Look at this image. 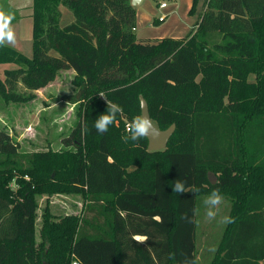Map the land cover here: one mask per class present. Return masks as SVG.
<instances>
[{
  "label": "trees",
  "instance_id": "trees-1",
  "mask_svg": "<svg viewBox=\"0 0 264 264\" xmlns=\"http://www.w3.org/2000/svg\"><path fill=\"white\" fill-rule=\"evenodd\" d=\"M136 13L131 0H33L32 57L0 45V65L19 66L0 75L4 102L73 70L61 100L78 114L59 150L22 152L0 129V264H199L196 215L215 189L233 222L207 264H264V0H206L180 39L139 40ZM141 96L158 129L175 125L165 150L122 139ZM105 100L123 111L100 134ZM57 195L83 208L57 216Z\"/></svg>",
  "mask_w": 264,
  "mask_h": 264
},
{
  "label": "rangeland",
  "instance_id": "rangeland-1",
  "mask_svg": "<svg viewBox=\"0 0 264 264\" xmlns=\"http://www.w3.org/2000/svg\"><path fill=\"white\" fill-rule=\"evenodd\" d=\"M9 4L8 1L1 2L0 12L11 18L10 28L15 37V28L17 27L12 21L17 19L18 14L17 11L12 10L13 8ZM65 11L69 10L65 9ZM165 25L166 23L161 24L162 27ZM14 42L5 41L4 44L13 48L15 46L13 45ZM17 51L31 58L32 40L24 43L23 47ZM18 67L16 64L0 65V75L3 77L6 69ZM20 90L23 93L25 92L23 87ZM73 92L72 74L69 71H63L54 82L45 88L33 92L34 98L29 102L19 104L6 103L0 98V129H4L13 135L20 143L22 152L43 151L48 148L62 149V139L70 133L78 114L75 105L61 99L72 95ZM132 120L125 118L126 125H129ZM13 187L15 186L13 185ZM205 198L202 199L203 204L196 215L199 264H207L214 257L217 243L220 241L226 226L220 220L223 216H228L230 208L229 201L224 199V202L216 210L217 217L209 221L206 217L207 206L204 204ZM46 199V197H43L39 200V216L45 207ZM50 201L52 212L57 216H61L66 212L70 213L80 210L82 205V199L74 196L59 195L52 197ZM38 225L40 226V222Z\"/></svg>",
  "mask_w": 264,
  "mask_h": 264
},
{
  "label": "crops",
  "instance_id": "crops-1",
  "mask_svg": "<svg viewBox=\"0 0 264 264\" xmlns=\"http://www.w3.org/2000/svg\"><path fill=\"white\" fill-rule=\"evenodd\" d=\"M4 1H8L10 7L12 6L13 8L12 10L17 11L18 14L17 19L12 21L17 27L15 28V42L13 44L15 46H13V48L20 50L24 43L29 42V40L33 41V0H0V3ZM205 1L199 0L196 11L192 13L191 10L194 0H144L143 3L137 7L135 29L137 38L139 40L148 38L154 40L164 38H185L193 30L197 21L200 19ZM164 2L167 3V7L161 8V4ZM65 9L62 10L61 26L67 25L74 20V17H72L73 14L71 15V13L65 11ZM160 17H165L164 21L160 22ZM157 20L159 23L155 24L154 22ZM165 23L166 25L162 27L161 24ZM67 71L72 74L73 78V70ZM82 208L83 203L80 210L78 209L75 212L70 213H78ZM70 213L66 212L65 214ZM39 218L37 221L38 230L40 228L38 223L41 220ZM138 239L144 241V238Z\"/></svg>",
  "mask_w": 264,
  "mask_h": 264
},
{
  "label": "clouds",
  "instance_id": "clouds-1",
  "mask_svg": "<svg viewBox=\"0 0 264 264\" xmlns=\"http://www.w3.org/2000/svg\"><path fill=\"white\" fill-rule=\"evenodd\" d=\"M11 18L6 16L3 12H0V45L4 44L5 41L14 42V33L10 28ZM100 97L104 98V94L101 93ZM107 103L106 111L98 115L94 121L93 127L95 130L104 134L108 131L109 126L113 125L117 116L122 113L123 109L116 103ZM154 123L149 115L143 113L133 118V120L127 126V135L122 139L127 142L129 140L138 141L140 139H147L150 137V131H154ZM185 181L179 179L174 181L172 191L178 194H184L187 189L185 188ZM224 202V197L221 195L218 189L213 190L205 199L204 204L207 206L206 217L209 221L214 220L217 217L218 206ZM221 223L228 224L232 223L231 217L223 216L220 220Z\"/></svg>",
  "mask_w": 264,
  "mask_h": 264
},
{
  "label": "water",
  "instance_id": "water-1",
  "mask_svg": "<svg viewBox=\"0 0 264 264\" xmlns=\"http://www.w3.org/2000/svg\"><path fill=\"white\" fill-rule=\"evenodd\" d=\"M143 1L144 0H131V3L133 6L138 7L143 3ZM140 101H141L142 114L145 113L149 115L150 117L149 108H148V104L146 100L141 96ZM174 131H175L174 124L171 125L166 130H160L155 126L154 131H150V137L147 138L148 139V150L151 152L165 150ZM210 179L213 183L216 182V179L214 176H210Z\"/></svg>",
  "mask_w": 264,
  "mask_h": 264
},
{
  "label": "built area",
  "instance_id": "built-area-1",
  "mask_svg": "<svg viewBox=\"0 0 264 264\" xmlns=\"http://www.w3.org/2000/svg\"><path fill=\"white\" fill-rule=\"evenodd\" d=\"M166 7H167V3L164 2L161 4V8H166ZM164 19H165V17H160L159 21L162 22V21H164ZM127 126L128 125H126V129H127ZM73 264H77V262H74Z\"/></svg>",
  "mask_w": 264,
  "mask_h": 264
}]
</instances>
